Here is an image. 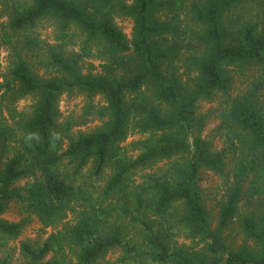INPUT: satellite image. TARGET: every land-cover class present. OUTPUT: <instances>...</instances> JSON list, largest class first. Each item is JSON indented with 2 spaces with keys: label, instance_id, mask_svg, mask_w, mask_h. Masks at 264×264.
Here are the masks:
<instances>
[{
  "label": "trees",
  "instance_id": "obj_1",
  "mask_svg": "<svg viewBox=\"0 0 264 264\" xmlns=\"http://www.w3.org/2000/svg\"><path fill=\"white\" fill-rule=\"evenodd\" d=\"M243 1L205 0L192 7V18L202 28L205 48L189 61L197 77L190 88H183L174 71L166 67L175 53L164 48V40L174 32L159 17L166 6L164 2L29 0L11 16L10 28L14 31L30 28L47 16L64 27L73 24L90 40L103 43V55L109 62L104 67L106 75L82 76L54 56V63L64 73L56 79H41L19 62L11 69L10 78L0 85L1 100L6 101L12 121L0 112V152L5 154L11 144L15 145L0 168V242L16 240L27 224L26 220L9 222L2 218L12 203L20 204L43 228L68 226V216L75 213L85 193L57 173L63 161L74 164L75 174L89 163L94 177L110 169L104 197L116 194L133 172L159 162H172L162 179L153 180L149 189L151 206H142L138 198L143 217L139 222L147 248L144 260L138 263L264 264V215L249 214L240 220L242 233L252 247L228 248L224 237L238 215L243 184L251 182L264 192V114L254 102L235 98L224 115L238 131V148L234 149L237 155L231 171L232 186L214 230L198 187L202 170L222 175L226 161L224 152L213 151L211 144L201 139L203 119L197 115V104L228 93L232 79L227 67L264 62V20L259 29L244 25L237 32H226V14ZM114 16L132 21L131 42L113 24ZM72 93L83 94L89 101L101 96L105 106L95 109L94 114L105 123L103 129L70 139L64 149L63 137L70 129L57 126L55 103L60 96ZM26 97L35 98L30 116H16L13 105ZM15 117L20 119L16 121ZM130 131L143 137L132 146V151L138 153L134 158L120 148ZM22 181L25 184L19 187ZM149 190L143 191L149 194ZM81 207L75 224L51 235L40 247L28 243L20 246L26 264H64L65 250L70 247L78 249L77 264H97L114 248L126 253L135 251L134 246L124 243L119 229L105 230L99 217L101 210L97 212L89 204ZM146 211L151 219L158 220L175 215L177 227H182L190 239H201L203 248L191 253L170 249L154 230ZM48 254L59 255L60 261L43 263ZM0 264L8 262L2 260Z\"/></svg>",
  "mask_w": 264,
  "mask_h": 264
},
{
  "label": "rangeland",
  "instance_id": "obj_2",
  "mask_svg": "<svg viewBox=\"0 0 264 264\" xmlns=\"http://www.w3.org/2000/svg\"><path fill=\"white\" fill-rule=\"evenodd\" d=\"M85 1V0H81ZM129 3V0H124ZM165 3L160 18L167 22L174 30L173 35L164 40L165 47L174 54L173 59L167 62L166 67L174 71L175 78L183 88H190L196 80V72L189 61L193 56H200L205 45L202 40V28L192 18V7L201 5L205 0H157ZM29 0H0V85L10 78L11 69L19 62L24 63L29 71L41 79H56L64 75L61 68L54 63V56H58L72 65L82 76L106 75L104 69L108 65V58L103 55V43L90 40L87 35L73 24L62 26L54 17L47 16L32 27L14 31L10 28V18L21 11ZM226 32H237L244 25H253L258 29L264 20V0H245L226 14L224 18ZM113 24L126 37L132 40L133 23L129 18L114 16ZM232 83L225 95H216L211 102L200 101L197 104V115L203 119V128L200 131L201 139L211 144L215 152H224L226 168L222 175L202 170L199 176L198 187L202 202L208 213L211 230L217 225L218 214L226 200L227 190L232 186L231 171L236 154L237 129L229 125L224 115L231 100L235 98L249 99L254 102L264 114V62L249 66L227 67ZM145 95L150 98L147 90ZM2 90H0V96ZM35 98L26 97L16 102L13 107L16 116L19 114L29 117ZM6 101L0 97V112L4 118L11 121L6 111ZM105 106L101 96H95L90 101L83 94L72 93L60 96L55 108L58 112L57 126H68L70 131L63 137V148L70 139L79 135H86L104 128V120L99 119L94 110ZM13 118V117H12ZM16 121L19 117H15ZM12 122V121H11ZM10 123V122H9ZM143 137L130 131L126 141L120 145L129 157L134 158L138 153L132 151V146L139 143ZM14 144L8 147V152H0V168L12 154ZM172 162H159L151 167L138 170L128 175L116 194L104 197L103 190L111 176V170L106 169L100 177L92 174V164L89 163L79 174H75L74 164L63 161L57 168V173L71 185L85 193V199H79L78 207L73 215L67 218L68 226L60 225L56 228H43L36 218L24 211L18 203H12L2 218L9 222L26 220L27 224L20 236L13 241L2 244L0 242V261L8 264H26L27 259L21 253L20 246L28 243L40 247L51 235L75 224L82 205H92L101 215L99 217L107 230L119 229L124 243L130 248L135 247L132 253H126L122 248L110 250L97 264H140L143 255L147 253L143 240V229L139 220L142 217L138 210V198L142 206H151L150 188L154 179H162ZM25 181L18 184L23 187ZM149 190V194L143 190ZM101 205V206H99ZM238 215L232 224L225 230L224 237L228 248L238 249L242 246L252 247L242 233L240 220L243 216L255 214L264 215V192L257 186L246 182L243 184V197L239 203ZM81 207V208H80ZM148 220L153 221L154 230L159 232L163 241L170 249H183L188 253L200 251L204 243L201 239H190L182 227H177L176 216L165 220L151 219L146 211ZM65 221V222H66ZM78 249L70 247L65 250L64 264H77ZM59 262L60 256L48 254L43 263ZM60 264V263H57Z\"/></svg>",
  "mask_w": 264,
  "mask_h": 264
}]
</instances>
